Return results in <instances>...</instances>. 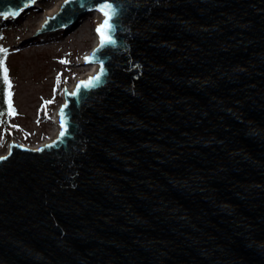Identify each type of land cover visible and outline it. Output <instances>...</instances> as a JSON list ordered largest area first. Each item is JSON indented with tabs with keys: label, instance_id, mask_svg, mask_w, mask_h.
<instances>
[{
	"label": "water",
	"instance_id": "water-1",
	"mask_svg": "<svg viewBox=\"0 0 264 264\" xmlns=\"http://www.w3.org/2000/svg\"><path fill=\"white\" fill-rule=\"evenodd\" d=\"M111 2L101 82L0 156V264H264V0Z\"/></svg>",
	"mask_w": 264,
	"mask_h": 264
},
{
	"label": "rangeland",
	"instance_id": "rangeland-1",
	"mask_svg": "<svg viewBox=\"0 0 264 264\" xmlns=\"http://www.w3.org/2000/svg\"><path fill=\"white\" fill-rule=\"evenodd\" d=\"M61 1H36L19 18H0L2 44L9 50L12 102L18 113L8 123L0 124V156L5 155L10 142L27 147L42 145L55 127V114L65 100V89L89 69L90 63L83 62L82 57L95 47L98 23L94 13L77 20L74 27L39 33L49 20L47 11ZM46 101L53 102L45 108Z\"/></svg>",
	"mask_w": 264,
	"mask_h": 264
},
{
	"label": "snow or ice",
	"instance_id": "snow-or-ice-1",
	"mask_svg": "<svg viewBox=\"0 0 264 264\" xmlns=\"http://www.w3.org/2000/svg\"><path fill=\"white\" fill-rule=\"evenodd\" d=\"M73 0H64V3L70 4ZM36 0H29V2L24 3L21 7H19L16 10H5L0 11V18L8 19V18H16L18 17L21 12L25 10V8L29 7L31 4H35ZM96 10L99 11L102 15V22L99 23L95 29L98 37H99V47L94 50L92 57L85 56V62L91 63L93 58L95 57V53L98 52L100 49L104 48L107 45H114L116 42L112 38V33L114 31L115 25L112 23V19L115 15H117L116 7L111 2V0H103V2L99 3L96 7ZM3 37L0 36V39ZM9 50L3 46H0V82H2L3 85H6L7 91H6V100L4 103H6L7 107L6 109L0 110V117H3L4 115H10V116H16L18 113L16 112V109L13 106L12 102V96L13 93L11 91L12 89V83L9 79V69L7 68L5 61L7 60ZM61 63H68L66 60H62ZM105 74L104 64L103 61H99V73L95 76L90 77L86 81H81V84L77 86L76 90L71 92L70 95L76 96L80 91V86H83L85 88L94 87L97 83L101 82V77ZM59 80V75L57 77ZM53 101H46L44 104V107L46 108L47 104L52 103ZM64 107H67L65 105ZM5 122L0 119V124H4ZM8 127L11 128H18V125H8ZM62 131L60 132V137L63 138L67 133V128L62 123L61 125ZM7 131V128L5 129ZM0 159H7V157H0Z\"/></svg>",
	"mask_w": 264,
	"mask_h": 264
},
{
	"label": "bare ground",
	"instance_id": "bare-ground-1",
	"mask_svg": "<svg viewBox=\"0 0 264 264\" xmlns=\"http://www.w3.org/2000/svg\"><path fill=\"white\" fill-rule=\"evenodd\" d=\"M64 3V0H62L61 2H59L57 5L53 6V8H51L49 11H47V13L45 14V17L49 18V16H54V15H58L61 11V7H62V4ZM32 8V7H31ZM94 14L96 15V20H97V23H101L102 22V15L99 11H96L94 12ZM20 15L16 18H19ZM11 18V17H10ZM74 25V23L72 24V26ZM71 27V26H70ZM74 27V26H73ZM99 42V37L98 35L96 36V39H95V46L98 44ZM91 52V51H90ZM87 56V55H86ZM85 56L82 57V60L83 62H85L84 59ZM99 70V65L97 63H94V64H91L90 63V66H89V69L87 72H85L84 74H82L77 80H81V79H85L87 77H90V76H94L97 74ZM77 82V81H76ZM76 82L72 83L69 85L68 87V90L69 91H72L74 86L76 85ZM60 122H61V117H60V114L59 112H57L55 114V119H54V123H55V127L52 131V134L49 138H47V140L42 143V145H45L49 142H51L58 134L59 130H60Z\"/></svg>",
	"mask_w": 264,
	"mask_h": 264
},
{
	"label": "trees",
	"instance_id": "trees-1",
	"mask_svg": "<svg viewBox=\"0 0 264 264\" xmlns=\"http://www.w3.org/2000/svg\"><path fill=\"white\" fill-rule=\"evenodd\" d=\"M0 36L3 37L2 30H0ZM2 39H0V46H3ZM8 56H9V53H8ZM7 59H8V57H7ZM5 64L8 68L7 60L5 61ZM9 74H10V71H9ZM9 79H10V76H9ZM6 91H7L6 85H3L2 82H0V110L6 109V107H7L6 103H4V101L6 100ZM10 117H11L10 115H4L3 117H0V119H2L4 122L8 123Z\"/></svg>",
	"mask_w": 264,
	"mask_h": 264
}]
</instances>
